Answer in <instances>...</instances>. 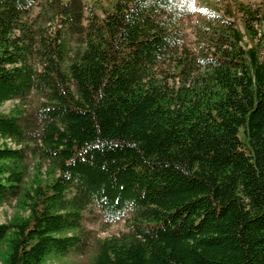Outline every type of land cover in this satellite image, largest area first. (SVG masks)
<instances>
[{
    "label": "trees",
    "instance_id": "trees-1",
    "mask_svg": "<svg viewBox=\"0 0 264 264\" xmlns=\"http://www.w3.org/2000/svg\"><path fill=\"white\" fill-rule=\"evenodd\" d=\"M194 1L0 0V264H264V0Z\"/></svg>",
    "mask_w": 264,
    "mask_h": 264
},
{
    "label": "rangeland",
    "instance_id": "rangeland-1",
    "mask_svg": "<svg viewBox=\"0 0 264 264\" xmlns=\"http://www.w3.org/2000/svg\"><path fill=\"white\" fill-rule=\"evenodd\" d=\"M247 3H251L254 6H258L263 0H241ZM227 0H195L194 1V11L190 17H187L183 20V26L186 34L187 44L195 50L197 48V30L202 25L204 18L207 15L208 8L213 7L214 5L220 6L221 8L225 6ZM259 26V24H256ZM261 29L264 30V22L261 26ZM18 100L10 99L3 103L1 110L8 112ZM14 211V207L8 203H0V222L6 221ZM84 229L86 234L92 238L95 236H107L118 234L122 230L126 229V221L124 218H121L116 221H108L103 212L94 208L90 210L85 217L83 222ZM65 262H78L83 261L84 257L79 255L68 256L63 259Z\"/></svg>",
    "mask_w": 264,
    "mask_h": 264
}]
</instances>
